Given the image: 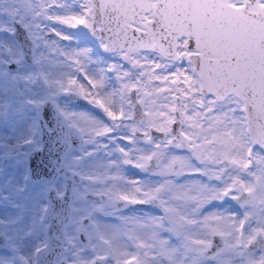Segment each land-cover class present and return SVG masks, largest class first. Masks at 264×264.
I'll return each mask as SVG.
<instances>
[{
	"label": "snow or ice",
	"instance_id": "1",
	"mask_svg": "<svg viewBox=\"0 0 264 264\" xmlns=\"http://www.w3.org/2000/svg\"><path fill=\"white\" fill-rule=\"evenodd\" d=\"M0 264H264V0H0Z\"/></svg>",
	"mask_w": 264,
	"mask_h": 264
},
{
	"label": "flooded vegetation",
	"instance_id": "2",
	"mask_svg": "<svg viewBox=\"0 0 264 264\" xmlns=\"http://www.w3.org/2000/svg\"><path fill=\"white\" fill-rule=\"evenodd\" d=\"M136 207H147V206H136Z\"/></svg>",
	"mask_w": 264,
	"mask_h": 264
}]
</instances>
